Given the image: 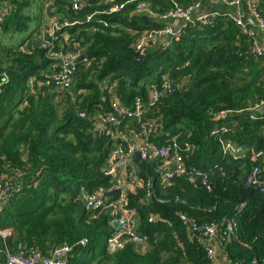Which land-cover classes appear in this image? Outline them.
<instances>
[{
	"label": "trees",
	"instance_id": "16d2710c",
	"mask_svg": "<svg viewBox=\"0 0 264 264\" xmlns=\"http://www.w3.org/2000/svg\"><path fill=\"white\" fill-rule=\"evenodd\" d=\"M11 1L14 7L3 18L0 31H25L32 23L26 11L31 2ZM124 1L82 0L73 10L67 0H41L43 9L45 5L49 11H64L59 22L78 20L65 34L70 48L86 58L77 59L71 77L68 91L74 98L55 84L53 76L59 68L39 45L41 36L35 41L28 37L6 51L7 66L0 65V139L6 140L0 150V171L22 181L21 191L10 197L0 214V227L13 231L9 245H37L45 254L67 242L72 246L68 264H210L202 248L186 240L182 216L198 225L220 223L243 203L236 213L238 238L225 250L232 262L251 264L257 257L264 264V197L245 183L253 165H264V117L252 109L264 101V51L258 54L251 49L256 40L260 45L264 33L256 28V18L248 21L245 16L250 14L248 0H238L236 6L242 8L252 35L226 16L235 9L226 5L227 0H214L228 7L223 12L203 11L205 0H143L157 14L193 6L188 19L127 16L135 3L129 2L122 12L81 21ZM249 1L264 22V0ZM202 15L210 20L202 23L198 20ZM101 20H107L108 26ZM144 31L151 32L153 39L138 49ZM106 80L123 105L130 106V96L140 95L142 121L156 120L149 139L174 137L182 146L193 144L184 157L185 165L206 171L209 179L205 186L200 179L191 184L181 176L163 188L155 178V166L137 162V177L153 183L151 188L142 186L130 193L128 200L138 210L140 231L148 241L143 247L127 243L114 252L102 245L108 234L106 213L85 210L80 198L82 189L93 192L108 185L102 168L111 139L95 136L86 117L99 110L98 104L108 108L107 97L101 98ZM163 80L171 90L149 106L147 85L157 84L160 90ZM220 114L225 116L216 119ZM251 114L256 118H250ZM127 123L138 126L135 119ZM223 127L228 131L213 133ZM220 139L245 147L243 156L234 159L223 154ZM140 199L143 202L137 204ZM149 212L158 219L149 221ZM82 239L86 245L79 243Z\"/></svg>",
	"mask_w": 264,
	"mask_h": 264
},
{
	"label": "built area",
	"instance_id": "2783aa9c",
	"mask_svg": "<svg viewBox=\"0 0 264 264\" xmlns=\"http://www.w3.org/2000/svg\"><path fill=\"white\" fill-rule=\"evenodd\" d=\"M65 1V0H63ZM73 10H77L82 0H67ZM132 0H126L123 3H113L102 10L95 11L86 16L85 21L95 19L96 15H113L123 11L124 6ZM238 0H227L226 5L234 7V11L225 13L227 17L240 25L243 31L252 35L251 29L247 28L243 21V11L240 9ZM248 7L250 8L251 18L256 22V28L264 33V22L253 12L251 3L248 0ZM194 8L189 6L181 8L176 6L164 12L155 13L153 16L162 19H188L190 10ZM11 6L5 7L0 11V24L3 18L10 13ZM146 11H150L148 8ZM234 13V14H232ZM160 15V16H159ZM202 23L210 20L208 15H202L198 18ZM103 26H108L107 20L100 21ZM78 23V20L58 19L48 20V24L42 28L41 47L45 48L46 56L58 66L59 71L54 74L55 84L65 90L72 97L68 91L72 75L77 70V59L83 61L86 58L78 50L70 48L71 42L66 39L67 32L60 34L57 37L56 31L61 30L64 26H73ZM165 30L162 32H168ZM153 39L151 32H142L137 41V48H141L147 40ZM36 40V39H35ZM261 45V46H260ZM258 40L254 41L251 49L255 53L264 51L262 44ZM66 46L69 49H66ZM143 50V49H140ZM139 50V51H140ZM3 79L6 77L5 73L1 72ZM164 79V76H162ZM3 80L0 81V88ZM109 80L104 83L105 96L107 97L108 108H102L99 104V110L94 113L86 115L92 132L95 136L108 135L111 139V144L108 149L106 158L104 159V166L102 168L104 175L107 176L108 185L99 188L96 191L88 192L81 190V201L84 209L87 211L99 210V213L105 212L106 225L108 234L105 236L104 246L107 252H114L123 247L127 243L135 244L139 247L146 245L148 238L140 231L139 214L135 206L131 205L128 196L130 193H135L136 190L143 187L151 188L152 181L143 182L137 176V162L136 155L139 156V162H149L155 166V178L164 188V186L172 184L177 177L184 176L189 183L195 184L196 179H200L202 184L208 183L209 179L206 171L200 170L196 166H186L184 157L187 152H192L194 146L190 143H185L183 146L177 143L174 137L164 138L160 141H153L149 139V134L155 131L156 120L153 118L141 119L142 106L144 105L140 95H135L131 98V105L126 106L121 103L120 98H117L116 93ZM146 92V102L149 106L155 104L158 97L164 91H170L171 86L167 80H163L160 90L157 89V84H149ZM85 92L84 89H81ZM80 91V92H81ZM264 105V101H260L252 109H258ZM250 118L255 119L254 115ZM135 119L138 126L131 127L127 120ZM227 128L223 127L220 130L215 129L214 132H226ZM223 154H228L234 159L243 156V147L234 142L223 141L220 139ZM246 185L254 187L264 197V165H253L251 170L245 178ZM206 186V185H205ZM22 189V181L16 179L14 176H9V173L0 171V214L3 208L7 205L10 197L18 194ZM159 201H162L159 199ZM143 200H137V204L142 203ZM244 204H240L236 208V212L230 216L225 217L222 222L198 225L195 221L183 217L185 223V237L189 242L198 244L205 253L210 264H241L240 262H232L229 258L225 248L226 245L233 239L238 238L239 225L237 222L236 213L240 212ZM158 219V216L153 213H148V220L153 221ZM13 235L11 228L0 227V264H68L72 246L67 242H62L53 248L49 249L45 254L37 245H29L23 243H16L13 247L9 245V239ZM178 241V240H177ZM81 245H86L87 240L79 241ZM178 245L181 247L182 243L179 240ZM251 264H259L257 257H253Z\"/></svg>",
	"mask_w": 264,
	"mask_h": 264
},
{
	"label": "crops",
	"instance_id": "0c3cea01",
	"mask_svg": "<svg viewBox=\"0 0 264 264\" xmlns=\"http://www.w3.org/2000/svg\"><path fill=\"white\" fill-rule=\"evenodd\" d=\"M17 1V0H16ZM20 0H18L17 2H19ZM41 4V0H38ZM9 6H13L14 7V3L12 4V1L11 0H0V11H2L5 7H9ZM203 8V6H202ZM226 9H228V7H225L224 5L214 1V0H205V5H204V8H203V11H207V10H213V11H217V12H223L225 11ZM63 14H64V11L61 9V10H58V9H54L52 11H49L45 5H44V9L42 8V4H41V9L40 11L36 12V13H32L31 16V20L33 23H36L37 20L40 21V28H43L45 27V25L48 24V20L52 21V20H55V19H61V17H63ZM247 20L250 21L251 20V17L249 15H245ZM15 33H18V32H12V33H9V32H2L0 31V59L6 55V53H4V50L7 49L10 45H9V42H11V37L15 34ZM11 34V35H10ZM260 41H261V44L263 46V49H264V36H261L260 38ZM26 43V42H25ZM21 45V44H20ZM17 46L15 47H12V49L16 48ZM258 114L262 115L264 117V105L261 106L260 108H258ZM243 149H245V147H243ZM155 179V178H154ZM148 180H151L152 183H153V180L152 179H148ZM102 245L104 246V239L102 241Z\"/></svg>",
	"mask_w": 264,
	"mask_h": 264
},
{
	"label": "rangeland",
	"instance_id": "374dc122",
	"mask_svg": "<svg viewBox=\"0 0 264 264\" xmlns=\"http://www.w3.org/2000/svg\"><path fill=\"white\" fill-rule=\"evenodd\" d=\"M132 1H135L132 7V10L131 12L129 13H126L125 15L129 16L130 13H135V14H141V15H146L148 16L149 18L153 19L154 16L153 14H155V12L151 11L150 9V6L147 2L143 1V0H132ZM30 5L29 7L26 8V11H28L29 15H32V13H36L38 11H40L41 9V4L38 0H30ZM149 9L150 11H146V9ZM166 11V10H164ZM160 16V15H159ZM67 27H63L61 30H57L56 31V34H57V37L59 38L60 37V34L67 31ZM128 30V29H127ZM42 31V28H40V21L37 20L36 23H31L30 26L25 30V31H20L18 33H15L12 37H11V42H9V47L7 49L4 50V53H6L7 50H11L12 47H15V46H18L21 44V42L23 40H25L26 38L28 37H31L34 41L36 39V36L38 35V33H40ZM129 31V30H128ZM11 35V34H10ZM6 56V55H4ZM4 56L0 59V65H3V66H7V58H4ZM50 60V59H49ZM149 86V85H147ZM148 90V89H147ZM82 92V91H81ZM79 94V93H78ZM135 95H132L130 97H134ZM72 98H74V96L72 95ZM102 100H106L105 99V95H103L102 97ZM99 105V104H98ZM97 107V106H96ZM79 113L81 115H83L85 113V111H79ZM88 120V119H87ZM6 131V130H5ZM9 131V130H8ZM7 131V132H8ZM3 133H6L3 131ZM6 141V140H5ZM5 141L2 143V139H0V150L2 149L3 147V144L5 143ZM81 188H83L81 186ZM104 264V263H103Z\"/></svg>",
	"mask_w": 264,
	"mask_h": 264
},
{
	"label": "water",
	"instance_id": "95a60500",
	"mask_svg": "<svg viewBox=\"0 0 264 264\" xmlns=\"http://www.w3.org/2000/svg\"><path fill=\"white\" fill-rule=\"evenodd\" d=\"M201 9H202V6L199 8V10L197 11V13H200V11H201ZM196 16V13L194 12L192 15H191V18H194ZM86 19V16H83L82 18H81V21H84ZM161 24H169V23H171V24H174V25H178V24H181V23H183V20H168V21H162V20H158ZM141 58L143 57V56H140ZM224 117V115L223 114H220V115H218L217 116V118L216 119H219V118H223ZM135 161L136 162H139V156L138 155H136V157H135Z\"/></svg>",
	"mask_w": 264,
	"mask_h": 264
},
{
	"label": "clouds",
	"instance_id": "9594fccd",
	"mask_svg": "<svg viewBox=\"0 0 264 264\" xmlns=\"http://www.w3.org/2000/svg\"><path fill=\"white\" fill-rule=\"evenodd\" d=\"M225 116V114H223Z\"/></svg>",
	"mask_w": 264,
	"mask_h": 264
}]
</instances>
